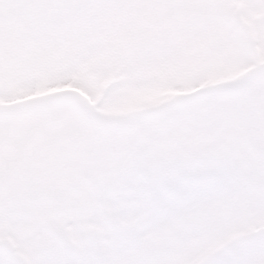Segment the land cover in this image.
<instances>
[{
    "label": "snow or ice",
    "instance_id": "obj_1",
    "mask_svg": "<svg viewBox=\"0 0 264 264\" xmlns=\"http://www.w3.org/2000/svg\"><path fill=\"white\" fill-rule=\"evenodd\" d=\"M230 47L243 53L203 27L163 18L116 28L94 48L83 36L65 43L56 29L37 31L30 53L37 87L47 91L6 114L34 130L18 203L34 230L80 245L40 264H264V95L254 137L236 105L250 81L264 85V68L223 80L243 58ZM137 86L195 89L161 110L182 115L177 131L104 161L85 159L77 144L104 100Z\"/></svg>",
    "mask_w": 264,
    "mask_h": 264
},
{
    "label": "rangeland",
    "instance_id": "obj_2",
    "mask_svg": "<svg viewBox=\"0 0 264 264\" xmlns=\"http://www.w3.org/2000/svg\"><path fill=\"white\" fill-rule=\"evenodd\" d=\"M113 0H12V16L9 20L2 22L0 21V53H9L7 48L8 43L20 44L25 48L31 45L33 37L37 31L42 26H48L50 28L58 30L61 35L71 34L73 31V22L78 25L81 20L84 21L83 25V37L86 38L87 45L93 42L94 36L88 35L85 26H91L95 29L107 23L106 20H88L87 15L89 12L95 11L96 13H102L104 18L105 11L112 9ZM185 1V0H184ZM192 1V6L196 8L185 10L183 9V0H134L133 3L128 2L127 12L129 14L128 21L126 25L138 22L151 17L158 16L157 18H163L169 21L182 22L187 24H192L196 27H203L207 31L213 34L226 35L228 32L227 27H220L221 24L216 25L220 21L224 24H231L235 27L233 30L235 41L238 45H243V52L245 55L243 58L251 56V45L249 44V39L253 36L264 37V10L256 8L254 5H260L257 3L259 0H190ZM252 2V4H250ZM263 2V0H262ZM84 3L83 9H87L89 12H84L83 9L78 7V4ZM187 4V2H186ZM164 8L162 14L158 9ZM174 12V20L169 19L171 12ZM263 13V14H262ZM74 15V19L69 18L70 15ZM261 25V26H260ZM65 27V28H64ZM64 28V29H63ZM221 29V31L219 30ZM110 32L103 33L104 38ZM74 37H77L75 35ZM81 38V37H79ZM77 38H74V41ZM234 45L233 43H231ZM94 48V47H93ZM230 53L233 57L238 56L234 51L235 48H229ZM28 52L26 50L16 53L17 57L26 56L28 57ZM1 56V55H0ZM27 59H30L29 57ZM0 60H2L0 58ZM12 59L8 58L6 62L4 60L0 61V77H5L4 74L7 70H12ZM9 62V63H7ZM253 60L250 58L246 61L239 59L238 62L230 70H225L223 80L234 78L240 75L243 70L251 67ZM29 68L26 72L22 73L25 79L16 84L7 85L4 89L12 88V92L19 89V87L24 86L27 88H38L37 80L39 76V70L36 66H28ZM4 76H3V75ZM117 79V77L113 76ZM111 77V78H113ZM11 78V77H10ZM6 83L5 79H0V86ZM254 86L259 89H264V85L254 83ZM2 89V90H4ZM193 88H185L182 91L187 92ZM0 90V96H4L6 100L12 98L23 97L33 93L34 90H19L12 95L11 92L5 90L2 93ZM174 91H158L148 88H143L142 86H137L136 88H131L127 90H116L110 96V102L121 106L122 112H127L128 110L140 107L143 105L150 106L155 104H160L167 101L172 97ZM12 95V96H11ZM264 95V93H256L251 97H238L236 100V105L238 109L243 114V124L247 132V135L251 138L254 137L257 131V110H258V100ZM121 112V113H122ZM172 114H170L171 116ZM18 119H9L7 122L0 123V131H14L19 130L22 126ZM147 128L152 127V123H146ZM174 130V128H173ZM151 133V129L149 130ZM104 138L102 137L99 141L101 147H105ZM152 142L155 143V136L151 137ZM149 144V145H150ZM140 146V145H139ZM130 151L126 144H123L118 149V154H122ZM108 158H105L107 160ZM0 212V232L12 231V238L15 243L12 245L16 248L18 247L21 253H24L27 259H21L23 264H40L43 260H49L48 255H50L51 260L63 257L62 246L63 244L58 239L57 235L45 229V235L38 236L34 233H27V236L20 238L18 235L23 233L28 229L30 225L29 220H25L24 215H19L21 212L13 210L5 206ZM14 224L12 230L10 229V223ZM40 241V242H39ZM39 242L37 245L36 243ZM76 243H73L71 247H75ZM33 247V248H32ZM36 251L38 253H36ZM18 255L14 252L12 247V257L10 254L0 246V261L10 264L12 258L17 260Z\"/></svg>",
    "mask_w": 264,
    "mask_h": 264
}]
</instances>
